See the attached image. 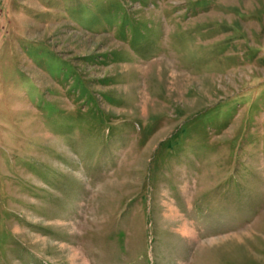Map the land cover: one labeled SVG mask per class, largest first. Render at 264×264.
I'll return each mask as SVG.
<instances>
[{"label": "rangeland", "instance_id": "374dc122", "mask_svg": "<svg viewBox=\"0 0 264 264\" xmlns=\"http://www.w3.org/2000/svg\"><path fill=\"white\" fill-rule=\"evenodd\" d=\"M0 264H264V0H0Z\"/></svg>", "mask_w": 264, "mask_h": 264}]
</instances>
